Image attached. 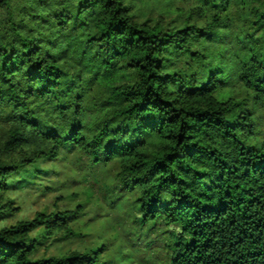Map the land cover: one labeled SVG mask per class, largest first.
Listing matches in <instances>:
<instances>
[{"label":"trees","instance_id":"obj_1","mask_svg":"<svg viewBox=\"0 0 264 264\" xmlns=\"http://www.w3.org/2000/svg\"><path fill=\"white\" fill-rule=\"evenodd\" d=\"M0 264H264V0H0Z\"/></svg>","mask_w":264,"mask_h":264},{"label":"rangeland","instance_id":"obj_2","mask_svg":"<svg viewBox=\"0 0 264 264\" xmlns=\"http://www.w3.org/2000/svg\"><path fill=\"white\" fill-rule=\"evenodd\" d=\"M86 167L85 159L82 158L79 160L78 154L62 153L60 162L52 163L51 165V168H53L56 173L53 174L50 180L46 183L51 188L47 193L40 195L37 187L34 188L26 182L20 184L21 187L17 191L21 196L22 211L17 217H30L43 207H49L52 209L55 197L69 192L68 189L62 187V182L70 181L72 178H75L79 182L72 188V190L87 192L86 194H90L93 198H103L106 196L107 190L112 191V185L109 182V179H107L105 172L99 170L89 172ZM81 175H85V178L81 179ZM26 178L27 181L32 180L31 176ZM65 203V201H60L58 205L63 207L65 206ZM86 210L87 213L83 216V220H87L93 214L95 205L90 204ZM111 216L121 217L122 213H112ZM116 231L120 234V238H127L129 236V225L122 223L117 226ZM87 241L89 240L87 239ZM77 244L79 243L75 242L73 246H76Z\"/></svg>","mask_w":264,"mask_h":264}]
</instances>
